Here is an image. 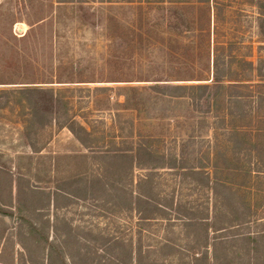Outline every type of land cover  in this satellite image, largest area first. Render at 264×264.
I'll return each instance as SVG.
<instances>
[{
  "label": "rangeland",
  "instance_id": "rangeland-1",
  "mask_svg": "<svg viewBox=\"0 0 264 264\" xmlns=\"http://www.w3.org/2000/svg\"><path fill=\"white\" fill-rule=\"evenodd\" d=\"M82 1L0 0V165L50 192L59 180L95 173L93 154L127 141L231 186L253 211L250 231L264 230V0ZM170 8L188 31L166 26L174 19ZM214 52L224 69L219 87L211 82ZM196 85L216 92L207 114L160 102L150 89ZM23 88L51 90L65 107L61 126L39 127ZM235 95L239 107L229 103ZM67 120L91 133L90 150L63 127ZM237 141L244 151L236 155ZM160 172L161 189L171 194L175 179ZM142 173L135 169L134 179ZM175 189V199L205 198L188 185ZM56 213L143 251L156 249L167 233L163 221L139 223L100 202ZM15 222L0 216V253L11 235L16 258Z\"/></svg>",
  "mask_w": 264,
  "mask_h": 264
},
{
  "label": "trees",
  "instance_id": "trees-1",
  "mask_svg": "<svg viewBox=\"0 0 264 264\" xmlns=\"http://www.w3.org/2000/svg\"><path fill=\"white\" fill-rule=\"evenodd\" d=\"M56 1L73 3L76 0ZM168 12L174 16L166 22L169 29L178 33L188 31L183 30L189 26L179 16L177 8H170ZM263 15L260 14L258 25L262 37ZM212 65L211 82L219 87L223 83L224 69L215 52ZM150 89L160 102L204 114L209 113L216 97L209 85L152 86ZM19 93L39 127L52 121L61 126L65 107L51 90L23 88ZM229 98V103L237 107L242 104L238 95ZM63 127L85 149L92 148L91 133L78 122L67 120ZM242 143L237 141L233 145L234 154L244 151ZM93 155L97 160L95 173L59 180L50 192L33 186L21 175L14 178L7 165H0V216L2 222L4 218L16 221L15 238L21 248L15 258L13 236L6 235L0 253L1 264H168V261L175 264H264V230L250 231L253 211L231 186L206 171L184 168L176 157H160L147 147L134 146L127 141L119 145L113 143L110 149ZM135 169L143 173L134 179ZM163 169L175 179L168 195L161 189L160 170ZM186 185L192 191H205L204 200L194 204L175 199V188ZM98 202L113 213L134 214L139 223L163 221L167 233L156 249L143 251L132 241L73 226L64 215L56 213L73 204Z\"/></svg>",
  "mask_w": 264,
  "mask_h": 264
}]
</instances>
